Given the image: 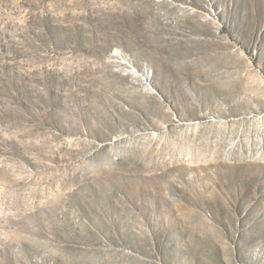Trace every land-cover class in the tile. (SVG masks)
<instances>
[{"label":"rangeland","instance_id":"rangeland-1","mask_svg":"<svg viewBox=\"0 0 264 264\" xmlns=\"http://www.w3.org/2000/svg\"><path fill=\"white\" fill-rule=\"evenodd\" d=\"M0 0V264H264V0Z\"/></svg>","mask_w":264,"mask_h":264},{"label":"bare ground","instance_id":"bare-ground-1","mask_svg":"<svg viewBox=\"0 0 264 264\" xmlns=\"http://www.w3.org/2000/svg\"><path fill=\"white\" fill-rule=\"evenodd\" d=\"M168 5L174 7V6H179V3L176 0H171V2Z\"/></svg>","mask_w":264,"mask_h":264}]
</instances>
